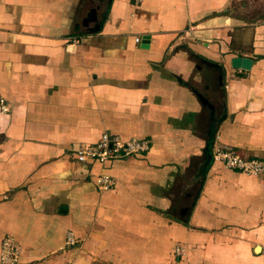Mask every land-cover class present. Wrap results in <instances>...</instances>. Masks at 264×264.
Instances as JSON below:
<instances>
[{
    "label": "crops",
    "instance_id": "1",
    "mask_svg": "<svg viewBox=\"0 0 264 264\" xmlns=\"http://www.w3.org/2000/svg\"><path fill=\"white\" fill-rule=\"evenodd\" d=\"M254 2L0 0V241L18 264H264V169H202L210 138L264 163ZM101 133L149 149L78 163Z\"/></svg>",
    "mask_w": 264,
    "mask_h": 264
},
{
    "label": "built area",
    "instance_id": "2",
    "mask_svg": "<svg viewBox=\"0 0 264 264\" xmlns=\"http://www.w3.org/2000/svg\"><path fill=\"white\" fill-rule=\"evenodd\" d=\"M131 4H139L140 0H130ZM137 41V40H136ZM8 108L0 97V113H6ZM149 149V141L146 139H130L122 141L115 135L101 133L97 141L92 144H83L73 150L78 163L105 164L115 160H121L130 156L144 154ZM213 160L219 162L225 169L255 176L262 172L264 163L259 160L241 158L234 150L216 148L212 154ZM94 184L97 190L105 191L113 186V180L108 175L102 174L95 178ZM75 243L72 233L65 235V246L70 247ZM181 248H174V254L180 256ZM20 248L13 238L5 236L0 241V264H18Z\"/></svg>",
    "mask_w": 264,
    "mask_h": 264
},
{
    "label": "water",
    "instance_id": "3",
    "mask_svg": "<svg viewBox=\"0 0 264 264\" xmlns=\"http://www.w3.org/2000/svg\"><path fill=\"white\" fill-rule=\"evenodd\" d=\"M247 65H248V61H246L244 59L233 58L231 60V66L233 68L244 69V68L247 67ZM198 98L202 102V104L206 105L209 108V110L212 109L211 106H209L204 99H202L200 96H198ZM214 126H215L214 117H213V114L210 113V120H209V127H208V131L210 133L213 132ZM210 147H211V138L207 142V144L205 146V149L203 151V153H204V162H203V165H202L203 171L208 167V165L210 164V162L212 160V155H211V152H210Z\"/></svg>",
    "mask_w": 264,
    "mask_h": 264
},
{
    "label": "rangeland",
    "instance_id": "4",
    "mask_svg": "<svg viewBox=\"0 0 264 264\" xmlns=\"http://www.w3.org/2000/svg\"><path fill=\"white\" fill-rule=\"evenodd\" d=\"M264 2V0H256V2H254V3H252L253 5H255V6H258V5H260L261 3H263Z\"/></svg>",
    "mask_w": 264,
    "mask_h": 264
}]
</instances>
